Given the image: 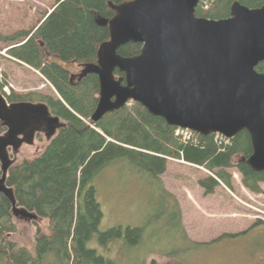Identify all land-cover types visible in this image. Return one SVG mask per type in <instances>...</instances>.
<instances>
[{
    "label": "trees",
    "instance_id": "16d2710c",
    "mask_svg": "<svg viewBox=\"0 0 264 264\" xmlns=\"http://www.w3.org/2000/svg\"><path fill=\"white\" fill-rule=\"evenodd\" d=\"M128 1L132 0H53L50 12L34 29L0 34L7 55L38 71L54 91L53 95L11 92L5 96L7 103L44 104L51 116L65 124L39 156L11 165L6 178L15 208L47 220L51 234L44 236L37 231L33 254L18 247L10 240L16 231L11 223L12 204L0 194V264H116L87 246L94 236L103 245L121 236L120 228L98 231L102 211L91 183L113 164L127 162L135 168V175L145 176L162 196L171 198L159 179L167 170L168 159L203 167L212 173L213 176L197 182L205 195L213 194L220 186L219 181L231 190L229 168H235L243 184L255 192L257 189L249 182H264V172H253L245 162L251 155L245 131L226 144L215 142L213 135L194 134L192 140L183 141L175 136V127L132 101L90 125L98 103V77L88 74L74 80L63 65L96 64L99 47L109 39L107 26L97 21L113 17L109 3L118 5ZM235 2L249 9L264 5V0H200L195 16L215 21L226 19ZM140 49V44L128 43L119 47L117 53L134 57ZM256 71L264 74V62ZM114 76L123 78L118 71ZM6 130L0 122V136ZM174 213L183 238L191 246H197L185 235L175 199ZM141 232V229H127L125 238L134 244Z\"/></svg>",
    "mask_w": 264,
    "mask_h": 264
},
{
    "label": "water",
    "instance_id": "95a60500",
    "mask_svg": "<svg viewBox=\"0 0 264 264\" xmlns=\"http://www.w3.org/2000/svg\"><path fill=\"white\" fill-rule=\"evenodd\" d=\"M200 0H132L108 4L113 17L109 39L97 51L96 64L82 66L78 78L98 77V103L90 125L128 102L140 104L170 127L202 137L220 134L231 140L249 136L251 155L245 160L255 173L264 172V5L249 9L235 2L222 20L197 18ZM141 45L139 54L122 57L117 49ZM123 74L116 79L114 72ZM73 78V76H71ZM0 194L13 213L15 201L6 178L9 148L17 149L41 128L51 139L65 127L44 104H8L0 94ZM21 211V210H20ZM26 212L25 210H22Z\"/></svg>",
    "mask_w": 264,
    "mask_h": 264
},
{
    "label": "rangeland",
    "instance_id": "374dc122",
    "mask_svg": "<svg viewBox=\"0 0 264 264\" xmlns=\"http://www.w3.org/2000/svg\"><path fill=\"white\" fill-rule=\"evenodd\" d=\"M52 5L53 0H0V34L34 29ZM6 50L0 41V94L4 98L11 92L54 94L38 71L15 61ZM63 66L74 80L82 70L77 63ZM18 139L20 146L7 150L12 165L36 158L50 141L39 127L32 139ZM125 163L107 167L91 181L102 211L98 231L120 228L121 236L105 245L94 236L88 248L116 264H264V182H249L255 192L243 184L235 168H229L231 190L219 181L213 194L205 195L197 182L212 173L168 159L159 179L171 198L162 196L157 186L135 175V168ZM174 199L185 235L197 246H191L177 226ZM22 210L12 214L16 231L10 240L33 254L37 231L50 236L51 227L47 220ZM127 229L142 230L134 244L125 238Z\"/></svg>",
    "mask_w": 264,
    "mask_h": 264
},
{
    "label": "built area",
    "instance_id": "2783aa9c",
    "mask_svg": "<svg viewBox=\"0 0 264 264\" xmlns=\"http://www.w3.org/2000/svg\"><path fill=\"white\" fill-rule=\"evenodd\" d=\"M206 8V5L204 3L203 5ZM4 91H6V88L4 89ZM175 136H178L179 138H181L183 141H190L194 138V132L190 131V130H185V129H181V128H176L174 131ZM214 141L219 143V144H226L228 143L230 140L224 138L223 136H221L220 134H214Z\"/></svg>",
    "mask_w": 264,
    "mask_h": 264
},
{
    "label": "flooded vegetation",
    "instance_id": "af4514ba",
    "mask_svg": "<svg viewBox=\"0 0 264 264\" xmlns=\"http://www.w3.org/2000/svg\"><path fill=\"white\" fill-rule=\"evenodd\" d=\"M81 67V66H80ZM82 68V67H81Z\"/></svg>",
    "mask_w": 264,
    "mask_h": 264
}]
</instances>
